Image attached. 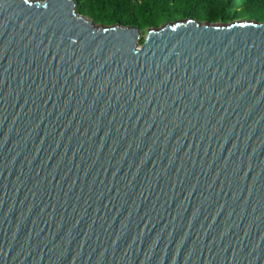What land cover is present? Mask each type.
I'll return each instance as SVG.
<instances>
[{"label": "water", "instance_id": "water-1", "mask_svg": "<svg viewBox=\"0 0 264 264\" xmlns=\"http://www.w3.org/2000/svg\"><path fill=\"white\" fill-rule=\"evenodd\" d=\"M77 5L0 0V264H264V20Z\"/></svg>", "mask_w": 264, "mask_h": 264}, {"label": "trees", "instance_id": "trees-1", "mask_svg": "<svg viewBox=\"0 0 264 264\" xmlns=\"http://www.w3.org/2000/svg\"><path fill=\"white\" fill-rule=\"evenodd\" d=\"M96 24L137 26L143 32L186 17L200 21L264 20V0H76ZM144 38L140 40L143 43Z\"/></svg>", "mask_w": 264, "mask_h": 264}, {"label": "rangeland", "instance_id": "rangeland-1", "mask_svg": "<svg viewBox=\"0 0 264 264\" xmlns=\"http://www.w3.org/2000/svg\"><path fill=\"white\" fill-rule=\"evenodd\" d=\"M33 1H36V0H33ZM78 6V5H77ZM87 19H90L89 17H87ZM91 20V19H90ZM178 21H180V20H178ZM178 21H175V22H178ZM175 22H170V23H175ZM165 24V23H164ZM164 24H162L161 26H163ZM96 26H101V24H96ZM154 27H150V28H148L146 31H142L141 32V36H140V40L142 39V38H145L146 37V33L150 30V29H153Z\"/></svg>", "mask_w": 264, "mask_h": 264}]
</instances>
